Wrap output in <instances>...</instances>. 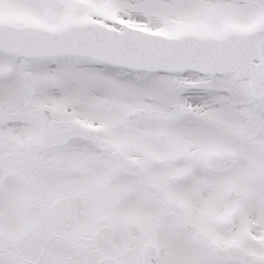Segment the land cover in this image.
<instances>
[{"label":"snow or ice","instance_id":"snow-or-ice-1","mask_svg":"<svg viewBox=\"0 0 264 264\" xmlns=\"http://www.w3.org/2000/svg\"><path fill=\"white\" fill-rule=\"evenodd\" d=\"M0 264H264V0H0Z\"/></svg>","mask_w":264,"mask_h":264}]
</instances>
